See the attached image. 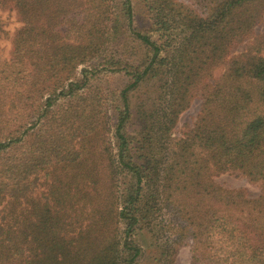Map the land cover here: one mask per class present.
<instances>
[{"label": "trees", "instance_id": "obj_1", "mask_svg": "<svg viewBox=\"0 0 264 264\" xmlns=\"http://www.w3.org/2000/svg\"><path fill=\"white\" fill-rule=\"evenodd\" d=\"M137 1L0 0V264H264V0ZM105 70L130 76L112 111Z\"/></svg>", "mask_w": 264, "mask_h": 264}, {"label": "rangeland", "instance_id": "obj_2", "mask_svg": "<svg viewBox=\"0 0 264 264\" xmlns=\"http://www.w3.org/2000/svg\"><path fill=\"white\" fill-rule=\"evenodd\" d=\"M114 3H117V0H113ZM134 3H137V0H133ZM185 4L194 7L192 0H181ZM137 11L139 14H142V7L137 5ZM0 17L3 20L5 31L9 33V35H4V37L0 41V52L4 57H7L10 53L11 49V37L13 32L17 29V27L20 26V23L17 20L16 14L13 11H2L0 9ZM139 19L140 24L147 23L146 18L144 17V14L139 15L137 18ZM264 33V18L262 22L257 26L255 30V35H260ZM158 34H154V38H157ZM251 40L248 39L244 41L243 43L237 45L232 50V55H238L246 50L248 42ZM99 61H94L89 63V67L98 65ZM81 69V68H80ZM224 71V67H220L218 70L214 73V79H217L221 76V74ZM100 82L98 80L94 81V85H101L102 89L105 94H109V106L111 107V111L114 110V104H117L119 94L123 87L129 82L130 76L124 75V73H114L109 71H102L100 73ZM143 91H146V96L149 94H153V88H143ZM134 96H141L144 97V93H135ZM136 98L134 97V101ZM201 105L202 100L200 98H196L191 107L188 108L180 117L179 123L174 130V134L177 137L182 136L185 131L191 126H193L196 118L198 117L200 111H201ZM139 125L137 123H133V125H130V130L135 131L138 129ZM114 140V139H113ZM115 143V140H114ZM216 182L220 185H222L225 188L228 189H242L244 190L248 195L252 197H257L261 193V189L259 184L251 182L247 177L241 175L240 173L235 172H229L222 174L220 176H217L215 178ZM138 241L141 243V245L145 248L147 255H154L156 248L154 247L156 245L154 238L152 237L149 232L145 231L139 234L137 237ZM176 264H192V251L190 246L182 247L178 250V253L176 255Z\"/></svg>", "mask_w": 264, "mask_h": 264}]
</instances>
